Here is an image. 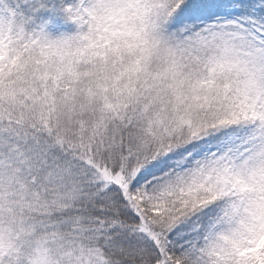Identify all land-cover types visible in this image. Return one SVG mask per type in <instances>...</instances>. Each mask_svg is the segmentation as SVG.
Returning <instances> with one entry per match:
<instances>
[{
    "label": "snow or ice",
    "instance_id": "6c2138e0",
    "mask_svg": "<svg viewBox=\"0 0 264 264\" xmlns=\"http://www.w3.org/2000/svg\"><path fill=\"white\" fill-rule=\"evenodd\" d=\"M0 264H264V0H0Z\"/></svg>",
    "mask_w": 264,
    "mask_h": 264
},
{
    "label": "trees",
    "instance_id": "16d2710c",
    "mask_svg": "<svg viewBox=\"0 0 264 264\" xmlns=\"http://www.w3.org/2000/svg\"><path fill=\"white\" fill-rule=\"evenodd\" d=\"M74 28H75V26L73 24L66 23V24L63 25L61 30L62 31H67V32H71V31H74Z\"/></svg>",
    "mask_w": 264,
    "mask_h": 264
}]
</instances>
